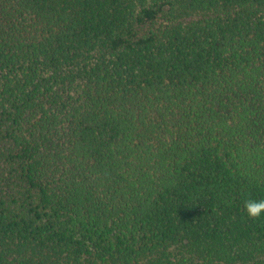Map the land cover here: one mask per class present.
<instances>
[{"label": "trees", "instance_id": "16d2710c", "mask_svg": "<svg viewBox=\"0 0 264 264\" xmlns=\"http://www.w3.org/2000/svg\"><path fill=\"white\" fill-rule=\"evenodd\" d=\"M264 0H0V264H264Z\"/></svg>", "mask_w": 264, "mask_h": 264}, {"label": "clouds", "instance_id": "9594fccd", "mask_svg": "<svg viewBox=\"0 0 264 264\" xmlns=\"http://www.w3.org/2000/svg\"><path fill=\"white\" fill-rule=\"evenodd\" d=\"M245 209L248 216L256 218L264 214V199L249 200L245 203Z\"/></svg>", "mask_w": 264, "mask_h": 264}]
</instances>
